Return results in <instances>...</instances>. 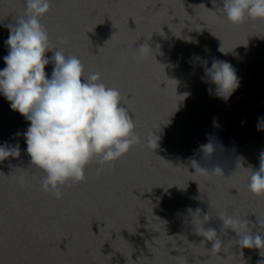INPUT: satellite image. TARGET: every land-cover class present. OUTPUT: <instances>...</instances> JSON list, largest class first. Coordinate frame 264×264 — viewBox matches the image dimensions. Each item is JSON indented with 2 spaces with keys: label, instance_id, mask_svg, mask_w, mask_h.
<instances>
[{
  "label": "water",
  "instance_id": "water-1",
  "mask_svg": "<svg viewBox=\"0 0 264 264\" xmlns=\"http://www.w3.org/2000/svg\"><path fill=\"white\" fill-rule=\"evenodd\" d=\"M223 2L52 0L41 18L50 47L119 90L139 142L102 171L94 158L84 180L63 186L57 199L41 191L44 173L30 165L23 135L30 122L0 96V144L20 152L0 162V264L264 260V249L239 248L222 222L227 213L264 235V196L247 187L264 152V20L233 25ZM24 12V0H0V70L6 25ZM143 44L154 53L134 58ZM215 60L230 63L239 79L227 99L201 79L204 62ZM53 67L45 66L48 77ZM208 229L217 234L212 242L204 241Z\"/></svg>",
  "mask_w": 264,
  "mask_h": 264
},
{
  "label": "clouds",
  "instance_id": "clouds-1",
  "mask_svg": "<svg viewBox=\"0 0 264 264\" xmlns=\"http://www.w3.org/2000/svg\"><path fill=\"white\" fill-rule=\"evenodd\" d=\"M51 3L52 0H24V15L16 18L14 25H6L8 54L3 58L5 67L0 70V96L30 122L23 133L30 165L44 173L41 191L60 199L63 186L84 180L85 168L94 158L102 171L105 164L116 161L138 143L139 137L119 90L106 86L99 72L85 76L77 56L50 47L41 18L50 11ZM223 11L233 25L243 23L245 18L264 20V0H224ZM48 51H53L50 58L45 55ZM153 53V49L143 44L134 58L142 59ZM50 62L54 67L48 77L45 66ZM204 71L202 81L214 86L220 98L227 99L239 87L236 71L226 61L215 60L211 67L205 61ZM258 119L264 121V117ZM258 130L264 127L258 126ZM203 150L210 155L212 145H204ZM19 155L18 147H9L7 142L0 144V162ZM18 183L21 186L27 183L25 174L18 177ZM247 187L252 195L264 196V152ZM222 222L238 236L239 248L264 249V235L246 231V219L225 213ZM216 236L214 229L205 230L204 241L212 242ZM215 247L218 249L220 245L217 243ZM259 264H264V260Z\"/></svg>",
  "mask_w": 264,
  "mask_h": 264
}]
</instances>
